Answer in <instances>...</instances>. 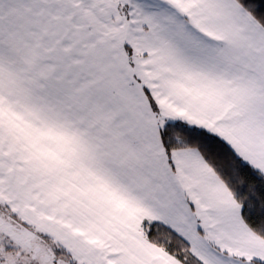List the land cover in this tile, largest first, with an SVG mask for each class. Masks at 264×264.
<instances>
[{
  "label": "snow or ice",
  "instance_id": "snow-or-ice-1",
  "mask_svg": "<svg viewBox=\"0 0 264 264\" xmlns=\"http://www.w3.org/2000/svg\"><path fill=\"white\" fill-rule=\"evenodd\" d=\"M0 264H264V0H0Z\"/></svg>",
  "mask_w": 264,
  "mask_h": 264
}]
</instances>
